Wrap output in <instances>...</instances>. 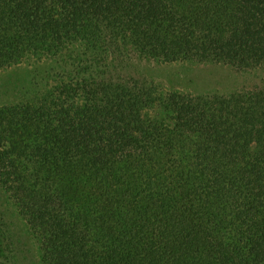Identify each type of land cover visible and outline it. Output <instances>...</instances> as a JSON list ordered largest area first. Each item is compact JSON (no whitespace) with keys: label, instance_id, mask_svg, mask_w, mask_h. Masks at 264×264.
Listing matches in <instances>:
<instances>
[{"label":"trees","instance_id":"trees-1","mask_svg":"<svg viewBox=\"0 0 264 264\" xmlns=\"http://www.w3.org/2000/svg\"><path fill=\"white\" fill-rule=\"evenodd\" d=\"M131 53L259 73L264 0H0V69L33 62L0 186L41 264H264V78L168 90Z\"/></svg>","mask_w":264,"mask_h":264},{"label":"rangeland","instance_id":"rangeland-1","mask_svg":"<svg viewBox=\"0 0 264 264\" xmlns=\"http://www.w3.org/2000/svg\"><path fill=\"white\" fill-rule=\"evenodd\" d=\"M128 62L125 63L128 75L160 83L168 90L192 93L215 89L220 92L239 90L258 84L259 78H264V70L259 73L239 72L222 64L195 61L158 62L141 58L135 53L130 54ZM32 67L31 61L0 69V106L18 102L20 90L17 89L19 83L16 82V85L14 80L17 77L15 74L23 82L30 77ZM6 195L0 186V227L4 233L1 239L0 264H41L37 240Z\"/></svg>","mask_w":264,"mask_h":264}]
</instances>
